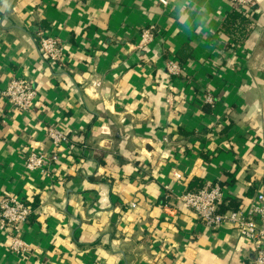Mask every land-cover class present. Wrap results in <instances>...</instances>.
Wrapping results in <instances>:
<instances>
[{
    "label": "crops",
    "instance_id": "0c3cea01",
    "mask_svg": "<svg viewBox=\"0 0 264 264\" xmlns=\"http://www.w3.org/2000/svg\"><path fill=\"white\" fill-rule=\"evenodd\" d=\"M258 7L0 0V197L39 211L20 224L25 253L0 230V264H254L231 225L205 226L178 197L219 181L247 211L264 193V0ZM234 10L246 19L229 32ZM151 24L153 41L137 48ZM40 30L61 39L65 65L43 54ZM13 77L36 88L30 111L3 98ZM50 124L69 142L54 147ZM30 152L58 158L31 171Z\"/></svg>",
    "mask_w": 264,
    "mask_h": 264
},
{
    "label": "built area",
    "instance_id": "2783aa9c",
    "mask_svg": "<svg viewBox=\"0 0 264 264\" xmlns=\"http://www.w3.org/2000/svg\"><path fill=\"white\" fill-rule=\"evenodd\" d=\"M240 10L259 9L260 0H226ZM164 5L168 0H160ZM260 10V9H259ZM157 26L149 25L142 29L140 40L136 47L144 49L154 39ZM39 46L43 54L52 62L65 65L66 51L60 38L52 37L43 31L37 33ZM166 68L171 75H180L182 65L179 61L169 58ZM100 80L92 81V86L98 88ZM3 98L10 106L18 111H30L33 108L37 96V90L33 84L24 77H13L2 91ZM208 102L213 103L211 97ZM171 101V100H170ZM46 133L54 147L69 142V137L56 125L50 124ZM56 153L48 156L42 152H30L26 155L25 162L28 170H41L47 172L52 162H56ZM226 194L219 181L205 182L198 189L186 191L178 197L180 205L191 209L196 217L207 227L218 229L229 224L233 229L256 251L254 264H264V193L259 192L250 204L243 210H222V204L226 203ZM35 214H39L37 208L18 196L2 195L0 197V230L11 234L10 248L14 253H25L29 245L19 236L20 224L28 222Z\"/></svg>",
    "mask_w": 264,
    "mask_h": 264
},
{
    "label": "trees",
    "instance_id": "16d2710c",
    "mask_svg": "<svg viewBox=\"0 0 264 264\" xmlns=\"http://www.w3.org/2000/svg\"><path fill=\"white\" fill-rule=\"evenodd\" d=\"M245 19L246 18L240 12H238L237 10H234L230 14V16L227 18V20L225 22V28H226V30H229V32L234 31L237 28V26H236V25H238L237 23L242 22V21H245ZM201 186H202V184L201 185H198L194 189H198ZM190 189L191 190H194L193 188H190ZM191 190H188V191H191ZM238 208H240V205H239L238 202H236L234 200H230L229 202H226V203H223L222 204V210H227V209H233V210H235V209H238Z\"/></svg>",
    "mask_w": 264,
    "mask_h": 264
}]
</instances>
